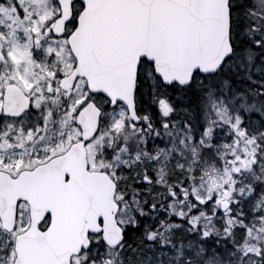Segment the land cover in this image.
<instances>
[{"label":"water","instance_id":"1","mask_svg":"<svg viewBox=\"0 0 264 264\" xmlns=\"http://www.w3.org/2000/svg\"><path fill=\"white\" fill-rule=\"evenodd\" d=\"M75 1L84 5L68 37L76 65L60 86L69 91L85 78L91 93L107 97L111 107L124 104L135 124L141 60L152 64L165 85L188 86L197 73H217L233 54L230 0H57L56 35L65 33ZM18 104L17 112L5 110L20 115L29 107L27 99ZM101 113L89 102L77 116L79 141L32 171L9 177L6 188L0 184L4 225H12L18 201L30 205L31 225L17 237L15 264H71L91 247L90 234L102 233L110 247L124 240L116 219V183L104 171L88 170L86 143L97 134ZM229 205L222 200L220 210ZM47 216L50 222L41 230Z\"/></svg>","mask_w":264,"mask_h":264},{"label":"trees","instance_id":"2","mask_svg":"<svg viewBox=\"0 0 264 264\" xmlns=\"http://www.w3.org/2000/svg\"><path fill=\"white\" fill-rule=\"evenodd\" d=\"M231 19L234 54L220 71L202 80L196 77L188 87H172L182 94L187 105L176 109L171 126L185 125L190 129L196 162L193 169H189L192 175L177 174L176 170L175 175H167L169 183L175 180L172 185L179 192L188 194L189 212L177 219L165 209L157 211V206L168 202L169 197L157 194L144 179L131 186L128 179L126 184L120 179L118 186L127 191V196L132 193L139 200L146 195L149 198L140 211L135 210L140 223L126 228L121 264H152L143 248L168 238V232H162L161 227L163 224L169 226V223H180L179 234L184 233L186 239L204 244L205 254L198 264H264V248L255 250L254 240L250 239L256 230L261 229L263 213L252 211L246 199V194L258 190L264 181V71L256 73L253 69L259 62L264 68V0H231ZM212 104L223 105L230 121H239L237 128L216 119ZM153 111L158 112L157 105L147 113L151 115ZM207 111L212 116L209 120L206 119ZM253 117L259 119L256 129L251 124ZM154 120L158 121V118H150L144 123L148 131L146 134L138 135L126 127L122 133H130L129 141L120 133L122 138L112 154L123 143H130L132 150L133 144L150 149L156 139L166 143L164 135L161 137V133H155V128L161 125L154 124ZM227 131H232V134L226 138L224 145L221 135ZM150 133L154 134V138H147ZM207 163L229 172V181L221 193L232 201L227 213L218 210L217 194L202 202L192 193L194 183L198 181L196 178ZM147 174L152 178L150 169ZM241 236L246 244L240 242ZM110 253L117 264V252L105 248L96 263L113 264ZM91 262L88 258L84 264Z\"/></svg>","mask_w":264,"mask_h":264},{"label":"rangeland","instance_id":"3","mask_svg":"<svg viewBox=\"0 0 264 264\" xmlns=\"http://www.w3.org/2000/svg\"><path fill=\"white\" fill-rule=\"evenodd\" d=\"M6 3L7 5L5 6ZM58 12L55 0H3L0 4V38L6 42L10 57L14 63V69L20 74L18 76L19 80L31 88L30 92L33 91V104L37 109L46 107L49 137L43 143L36 142L33 145V155L29 159L33 158L34 163L45 161L52 155L63 152L77 139L79 130L72 125V119L77 112V108L87 102L90 95L86 82L80 79L75 89L71 91L70 97L65 99L63 106L62 99H59L60 96L58 94L56 95L51 90L47 91L46 87L44 91L37 89L36 85L39 83V80L29 76L32 74L35 77L33 71L35 68H38L43 78L51 80L53 76L46 74L47 72L53 73L51 69H55L56 72H59L63 76L68 74L75 64L65 37L58 40H49L44 44L43 51H35L32 48V35L40 34L45 24L53 20ZM52 53L55 54V59H51ZM39 56L41 58H36ZM253 69L256 73L264 71L260 62ZM140 73L142 83L140 85L141 97L139 108L141 109L143 100L146 103L148 102L150 91L152 90V93H156L162 83L155 76L153 68L149 63L143 62L141 64ZM164 99L166 100L165 105L167 108L165 111L160 109V112L158 111L159 115L162 116L163 113L168 112L169 115L175 116L179 104H169L168 95H165ZM173 102H176V99ZM54 106L55 109H53ZM61 106H63V110ZM211 108H213L212 112L216 119L230 124L234 129L237 128L239 121L232 123L228 111L223 105L212 104ZM56 111V117L59 116L60 119L57 121L56 130L51 131L50 119ZM210 118L212 116L207 111L206 119L209 120ZM172 119L173 117L171 116L169 120L162 118L159 121L154 120V124L161 125V127L155 128V133H161L159 134L161 137L164 135L167 138L166 143H162L160 139H156L149 147L150 149H147V147L141 148V145L135 146L133 144V150L129 146L130 143H123L113 154L108 156L121 140V134H123L124 138L128 137L129 141L130 133H122L125 132V126L130 129L137 127L131 123L126 108L123 105H118L110 111L97 136L87 144V150L89 166L92 169L106 170L116 181L119 182L122 179L124 184H126L128 179L130 186L134 182L144 179L147 184L151 187L153 186L157 194L169 197L170 200L165 204L163 203L161 207L163 209L166 208L167 213L180 219L189 212L188 194L177 192L172 187L175 180L169 183V175L167 174L175 175L174 170H176L177 174L181 172L192 175L189 169H193V164L196 162V152L190 129L185 125L182 127L171 126L170 121ZM253 125L255 128L259 127V120L255 119ZM141 131L142 133H147L144 129H141ZM137 132H140V130ZM231 134L232 131H227L221 135L224 145V141ZM148 136L154 138L153 133L148 134ZM149 169L151 170L152 178L147 174ZM205 169L206 173L202 176ZM196 181L192 193L200 201H206L215 194L218 195L217 198L219 200L220 194L223 192V186L229 181V172L225 171L222 167L207 163L205 164V168H202L201 174L197 176ZM170 188L171 193L169 192ZM148 199V195L140 200L133 196L132 193L127 196V191L119 188L116 194V200L121 206L118 213L119 223L122 226L136 227L140 221L139 218L137 219L135 210L140 211ZM246 199L249 200L248 206L250 209L263 213V225L261 229L255 231L254 235L250 238H254L255 245L260 247L264 245V185L258 191H249L246 194ZM159 209L160 207L157 206V210ZM181 228L180 224H171L169 226L163 224L161 231L168 232L169 237L164 241H160L159 244H148L143 248L147 256L150 257L149 260H151L152 264H198L200 262L202 256L205 254L204 244L186 239L187 235L184 233L181 235L178 232ZM183 230L186 233V230ZM4 238H6L4 246L0 250L9 251L6 257L0 259V264H13L14 255L10 245L11 237L6 234ZM244 239L241 236L240 242L242 243ZM243 244H246V241ZM102 245V243L97 241L96 246L90 252L82 258L73 260V262L75 264H84V261H87L89 258L92 260L91 264H97L96 258ZM123 250L124 246L117 251V256L120 260L122 259Z\"/></svg>","mask_w":264,"mask_h":264},{"label":"flooded vegetation","instance_id":"4","mask_svg":"<svg viewBox=\"0 0 264 264\" xmlns=\"http://www.w3.org/2000/svg\"><path fill=\"white\" fill-rule=\"evenodd\" d=\"M2 2L3 0H0V4ZM6 5L7 3L5 6ZM55 18L45 24L40 34L32 35L33 50L43 51L44 44L49 40L61 39L52 33ZM36 58L41 57L39 56ZM51 59H55L54 53H52ZM51 70L53 73H46L53 76L51 80L43 78L38 68H35L33 71L35 77L32 74L29 76L33 79L39 80V83L36 85L37 89L44 91L46 87L47 91L51 90L56 95L58 94L60 96L59 99H62V105L64 106L66 94L68 95L70 92L65 93L60 89L59 81L63 76L59 72H56L55 69ZM18 76H20V74L16 71V69H14V63L10 57V52L6 42L0 38V173H7L12 177L18 176V174L22 171L31 170L36 165L43 163L50 158L49 157L47 160L37 163L33 162V158L29 159V157L33 155V145L36 142L43 143V141L49 137L47 130L48 123L46 119V107L44 106L42 109L36 108L33 104V91L30 92L31 88L22 83ZM27 98H29L31 103L28 111L22 113L21 115H11L6 113V106L8 108L11 107V111H17L16 109L19 106L18 103L26 100ZM63 106H61L62 110ZM57 107L59 108L58 105ZM53 109H55V106ZM56 113L57 111L53 113L52 118L50 119L51 131L56 130L57 121L60 119L59 116L56 117ZM170 116L171 115L166 112V114L162 115V119L169 120ZM143 117L145 118L146 114H144ZM155 117H157V114ZM30 221V208L28 203L24 201L17 204L15 227L12 231H8L3 227V223L0 218V248L4 246V240L6 239L4 236L6 234L9 235V237H11L10 245L14 255L12 261L13 264L15 263L17 255L15 249L17 236L28 228ZM8 251L9 250H0V259L6 257Z\"/></svg>","mask_w":264,"mask_h":264}]
</instances>
